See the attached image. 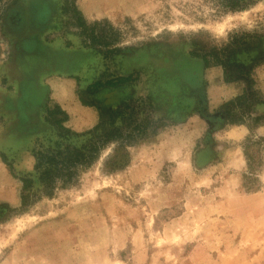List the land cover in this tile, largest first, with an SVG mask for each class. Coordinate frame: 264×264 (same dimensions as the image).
I'll return each mask as SVG.
<instances>
[{"label":"rangeland","instance_id":"rangeland-1","mask_svg":"<svg viewBox=\"0 0 264 264\" xmlns=\"http://www.w3.org/2000/svg\"><path fill=\"white\" fill-rule=\"evenodd\" d=\"M226 2L0 0V264H264V0ZM244 33L227 56L247 75L192 54ZM248 82L253 101L228 118ZM124 102L134 119L126 107L116 126L145 132L106 142L67 185L34 183L21 206L58 125L80 134Z\"/></svg>","mask_w":264,"mask_h":264},{"label":"trees","instance_id":"trees-1","mask_svg":"<svg viewBox=\"0 0 264 264\" xmlns=\"http://www.w3.org/2000/svg\"><path fill=\"white\" fill-rule=\"evenodd\" d=\"M236 2H238V0H227L226 5H228L229 7H233ZM247 35L248 33L241 34L238 37L232 36L231 41H229L219 49L211 48L208 51L202 52L201 55L192 51V54L193 56L201 57L202 62L205 66L210 65V58L214 60V64L221 65L224 69L225 80L228 77L232 78V75H234V73H237V75L240 76L243 74L247 75L249 74L248 70H244L241 67L236 68L235 65L229 64L230 57L227 56L228 52H230V47L234 45L237 40H242L243 36ZM130 78V76H119L117 77L115 82L106 81L105 83L101 82L100 80H95L86 87L85 91L89 94H93L96 89L100 88L103 85L113 86L118 83H125L130 80ZM254 94L255 93L251 88V84L250 82H248L241 98L239 96L236 101H229L224 105H236L238 100L241 99L247 102H249L250 100L253 101ZM79 97L83 104L93 105L92 102H86L81 99V96ZM232 106L229 110L226 109L225 113L228 118L230 116H233L232 119H235L236 113L233 112ZM126 107H129L131 109V112L128 113V118L133 121L134 118L132 112L134 111V108L130 107L129 103L124 102L108 110L109 116L112 117L109 123H105V111H102L100 107H98L97 109L99 120L97 124L93 128L80 134L72 132L68 128H64L61 125H58L60 127V130L62 131L59 133L61 140H57L54 146H40V148L34 152L35 163L33 165V171L29 172L28 176H23L20 178V181L22 182V192L20 195L21 206L26 205L27 198H29L30 196L29 192L30 190H32L34 183L37 184L38 187L42 188L40 190H44V192H51L52 189L56 186L67 185L68 182L73 181L74 176L77 174L78 168L88 166L97 159L99 150L106 142L114 140L122 135H125L127 137H136L135 135L143 134L145 132L146 124H143L141 127L139 124L132 125V121H130L129 123L126 122L125 125L130 127H128L127 130H123L120 128V126H116L114 117L117 115H123V110ZM62 114L64 116L63 120H67L66 113L62 112ZM105 124H108V129L106 130H104ZM63 130L66 132V134L63 133ZM123 131H126L124 132L125 134L123 133ZM67 132L75 136L89 134V137L82 146H76L69 140L70 137ZM1 206H6V204L0 203V207Z\"/></svg>","mask_w":264,"mask_h":264},{"label":"crops","instance_id":"crops-1","mask_svg":"<svg viewBox=\"0 0 264 264\" xmlns=\"http://www.w3.org/2000/svg\"><path fill=\"white\" fill-rule=\"evenodd\" d=\"M67 84H68V85H72L71 88L74 86V82H71V81H68ZM59 95H61V96H59ZM59 95H57V96H53V98L56 99L57 101H59V98H60V99L62 98L64 101L67 102V101H68L67 99L71 97L69 91L66 92V95H65V94H59ZM58 97H59V98H58ZM60 102H61V101H60ZM87 119H88V118H87ZM91 119H92V118H91ZM82 120H83V121H82L81 123H83V124L85 125V124L87 123V122H85L86 118H83ZM86 121H87V120H86ZM83 124H82V125H83ZM85 127H87V126L85 125L84 128H85Z\"/></svg>","mask_w":264,"mask_h":264}]
</instances>
